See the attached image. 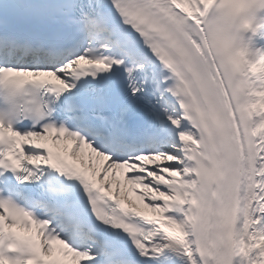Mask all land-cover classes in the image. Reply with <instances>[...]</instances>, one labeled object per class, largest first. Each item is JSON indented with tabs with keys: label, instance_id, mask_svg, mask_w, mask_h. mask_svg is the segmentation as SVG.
Returning <instances> with one entry per match:
<instances>
[{
	"label": "snow or ice",
	"instance_id": "snow-or-ice-1",
	"mask_svg": "<svg viewBox=\"0 0 264 264\" xmlns=\"http://www.w3.org/2000/svg\"><path fill=\"white\" fill-rule=\"evenodd\" d=\"M0 264H264V0H0Z\"/></svg>",
	"mask_w": 264,
	"mask_h": 264
},
{
	"label": "rangeland",
	"instance_id": "rangeland-1",
	"mask_svg": "<svg viewBox=\"0 0 264 264\" xmlns=\"http://www.w3.org/2000/svg\"><path fill=\"white\" fill-rule=\"evenodd\" d=\"M119 180H121V179H119ZM121 181L123 182V180H121ZM126 187H127V189H128V192H129V196H130V198L133 199L134 202H138L139 205H142L141 202H140V200L138 199V197L135 195V193H133V192L131 191V189H132L133 186H131V185H127Z\"/></svg>",
	"mask_w": 264,
	"mask_h": 264
},
{
	"label": "bare ground",
	"instance_id": "bare-ground-1",
	"mask_svg": "<svg viewBox=\"0 0 264 264\" xmlns=\"http://www.w3.org/2000/svg\"><path fill=\"white\" fill-rule=\"evenodd\" d=\"M145 212H146L147 214H149V215H152V213H151V210H150V209H145Z\"/></svg>",
	"mask_w": 264,
	"mask_h": 264
}]
</instances>
